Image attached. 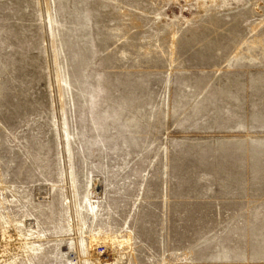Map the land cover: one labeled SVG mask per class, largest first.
I'll list each match as a JSON object with an SVG mask.
<instances>
[{"label": "rangeland", "instance_id": "374dc122", "mask_svg": "<svg viewBox=\"0 0 264 264\" xmlns=\"http://www.w3.org/2000/svg\"><path fill=\"white\" fill-rule=\"evenodd\" d=\"M13 227L0 264H264V0H0Z\"/></svg>", "mask_w": 264, "mask_h": 264}, {"label": "bare ground", "instance_id": "6f19581e", "mask_svg": "<svg viewBox=\"0 0 264 264\" xmlns=\"http://www.w3.org/2000/svg\"><path fill=\"white\" fill-rule=\"evenodd\" d=\"M11 230L14 233H12L11 236L6 238L5 241L0 239V256L5 255V253L9 255V252H11L12 250L16 251L17 249L22 248L21 241L24 240V238L26 237L27 231L21 229L20 227H13ZM17 234L20 235L21 241H19ZM94 264H99V261L96 260Z\"/></svg>", "mask_w": 264, "mask_h": 264}, {"label": "built area", "instance_id": "2783aa9c", "mask_svg": "<svg viewBox=\"0 0 264 264\" xmlns=\"http://www.w3.org/2000/svg\"><path fill=\"white\" fill-rule=\"evenodd\" d=\"M100 252L99 253H102L103 252V250L101 249V250H99ZM101 264H106V262H105V260H103L102 262H101Z\"/></svg>", "mask_w": 264, "mask_h": 264}]
</instances>
